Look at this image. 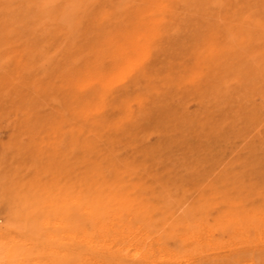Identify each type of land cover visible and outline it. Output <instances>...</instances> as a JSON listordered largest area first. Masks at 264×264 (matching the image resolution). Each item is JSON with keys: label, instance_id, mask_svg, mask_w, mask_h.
Returning a JSON list of instances; mask_svg holds the SVG:
<instances>
[{"label": "bare ground", "instance_id": "1", "mask_svg": "<svg viewBox=\"0 0 264 264\" xmlns=\"http://www.w3.org/2000/svg\"><path fill=\"white\" fill-rule=\"evenodd\" d=\"M0 264H264V0H0Z\"/></svg>", "mask_w": 264, "mask_h": 264}]
</instances>
